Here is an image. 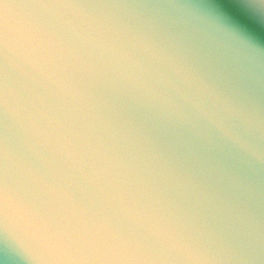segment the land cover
<instances>
[{"label":"clouds","instance_id":"obj_1","mask_svg":"<svg viewBox=\"0 0 264 264\" xmlns=\"http://www.w3.org/2000/svg\"><path fill=\"white\" fill-rule=\"evenodd\" d=\"M0 264H264V0H0Z\"/></svg>","mask_w":264,"mask_h":264}]
</instances>
